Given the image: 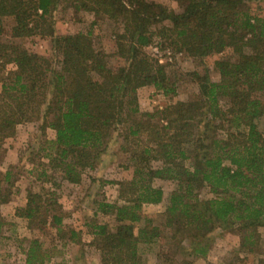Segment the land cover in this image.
Returning <instances> with one entry per match:
<instances>
[{
	"label": "trees",
	"instance_id": "obj_1",
	"mask_svg": "<svg viewBox=\"0 0 264 264\" xmlns=\"http://www.w3.org/2000/svg\"><path fill=\"white\" fill-rule=\"evenodd\" d=\"M252 1L182 0L175 11L147 0H0V61L15 66L0 87V155L19 124L35 121L42 140L25 153L39 158L29 173L41 179L53 170L76 184L85 169L100 163L112 134L124 131L122 149L133 175L117 182L122 203H99L100 212L114 215L115 227L96 222L91 231L90 245L102 264H144V245L157 246V264H196L192 258L209 254L218 229L238 235L241 252L264 264L258 249L264 226V16L251 13ZM63 2L122 24L115 54L124 65L109 66L91 31L57 34L53 12ZM7 17L14 20L10 29ZM35 33L52 38L56 55L2 39ZM152 43L175 46L199 61L224 55L214 63L219 80L194 71L198 98L142 112L139 88L177 94L165 67L146 52ZM18 168L0 171V206L11 198ZM158 178L177 185L161 224L144 212L145 205L164 200L154 185ZM202 188L212 196L202 198ZM43 209L42 196L29 192L15 214L42 224L50 216L61 226V216ZM4 225L0 215V233ZM77 234L71 229L69 239L77 243ZM25 256L26 264H63L52 263L37 240ZM240 261L232 253L217 264Z\"/></svg>",
	"mask_w": 264,
	"mask_h": 264
},
{
	"label": "rangeland",
	"instance_id": "obj_2",
	"mask_svg": "<svg viewBox=\"0 0 264 264\" xmlns=\"http://www.w3.org/2000/svg\"><path fill=\"white\" fill-rule=\"evenodd\" d=\"M147 1L162 3L175 11L182 9V0ZM250 11L253 15L264 16V0L252 1ZM53 19L57 34L91 31L96 48L107 54L109 66L124 65V60L115 54L116 34L122 29L120 22L110 20L103 15L96 16L85 10L76 11L66 2L58 5L53 12ZM4 23L5 27L10 29L14 20L12 17H7ZM153 27L156 30L160 25H153ZM2 39L18 43L30 52L46 56L56 55L52 38L41 33L20 38L3 36ZM154 47L158 48V52L153 50ZM146 52L165 67L166 73L176 85L177 94L165 96L152 86L139 88L138 96L142 112H155L178 100L187 101L198 98V84L192 75L194 71L203 74L207 71L213 81L219 80L214 63L224 56L222 54H211L199 61L188 56L183 50L166 43L163 47L152 43L146 48ZM13 69H15L14 64L3 65L0 61V87L7 73ZM37 124L35 121L19 124L14 135L7 138L2 145L0 171L4 172L13 165H18L19 168L16 171L20 172L15 174V171L14 173V184L10 188L9 202L0 206V215L5 220L0 233V264H26L25 252L34 240L39 241L42 251L51 257L52 263L102 264L99 252L93 245H90L93 240L91 231L92 225L96 222L106 223L111 228L115 227L114 215L100 212L99 203H122L117 182L128 180L133 175L128 153L122 149L124 131H115L112 134V139L100 163L94 169H85L80 183L74 184L63 180L61 174L53 170H49L48 176L41 179L37 178L36 173H29L28 170L39 161L37 156L29 160L32 156L25 155L29 146L40 147L42 138L39 136ZM261 124L264 128V120ZM47 136L53 138L54 131L49 129ZM43 161L47 160L43 159ZM159 164L154 163L155 166ZM154 185L163 189L164 200L158 204L145 205L144 212L153 219L155 224H161L165 218L164 212L169 195L177 185L171 180L159 178L155 180ZM29 192L42 196L43 210L47 208L49 215L55 213L62 217L61 226L52 225L50 216L47 217L48 223L46 224H42L40 218L31 222L16 216V208L26 204ZM7 193H9L8 190H5V194ZM200 196L207 198L212 194L209 189L202 188ZM47 202L50 206H47ZM59 228L61 231L58 230ZM71 229L78 233L77 243L69 239ZM260 232L262 239L258 249L264 250V226L260 228ZM141 247L140 252L144 264H157V246L144 245ZM232 253L240 257L239 264H256V256L241 252L238 235L220 229L213 234L209 254L206 257L192 259L196 264H217L223 262L224 257L231 256Z\"/></svg>",
	"mask_w": 264,
	"mask_h": 264
},
{
	"label": "built area",
	"instance_id": "obj_3",
	"mask_svg": "<svg viewBox=\"0 0 264 264\" xmlns=\"http://www.w3.org/2000/svg\"><path fill=\"white\" fill-rule=\"evenodd\" d=\"M153 50H154L155 52H158V48H155V47H154Z\"/></svg>",
	"mask_w": 264,
	"mask_h": 264
},
{
	"label": "crops",
	"instance_id": "obj_4",
	"mask_svg": "<svg viewBox=\"0 0 264 264\" xmlns=\"http://www.w3.org/2000/svg\"><path fill=\"white\" fill-rule=\"evenodd\" d=\"M149 205H151V204H149ZM153 205V204H152ZM156 264V263H155Z\"/></svg>",
	"mask_w": 264,
	"mask_h": 264
}]
</instances>
